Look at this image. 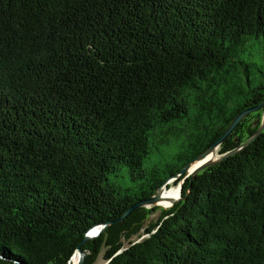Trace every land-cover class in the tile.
I'll return each mask as SVG.
<instances>
[{
    "label": "trees",
    "instance_id": "16d2710c",
    "mask_svg": "<svg viewBox=\"0 0 264 264\" xmlns=\"http://www.w3.org/2000/svg\"><path fill=\"white\" fill-rule=\"evenodd\" d=\"M263 101L264 0H0V264H264V131L118 221Z\"/></svg>",
    "mask_w": 264,
    "mask_h": 264
},
{
    "label": "water",
    "instance_id": "95a60500",
    "mask_svg": "<svg viewBox=\"0 0 264 264\" xmlns=\"http://www.w3.org/2000/svg\"><path fill=\"white\" fill-rule=\"evenodd\" d=\"M262 111V120L260 122V126L256 131V134L252 135L241 147H237L236 149L226 153V154H222L219 155L220 157L215 160V161H209V160H205V158L210 155L212 153V151L216 148V147H220V145L226 141V139L230 136L231 133H233V131L235 130V128L237 127L238 124H240L242 122L243 119H245L249 114L251 113H256ZM263 128H264V101L260 104L257 105L255 108H248L245 109L244 111H242L240 114H237V116L232 120L231 124L229 125V127L227 128V130L225 131V133H222V135L220 136L219 139H217V141L212 145V146H208L203 152H201L196 158H194L193 160H190L180 171L178 174L174 175L173 177L167 179V181L163 184L166 185L170 180L175 179L178 176H181L183 174H185L184 179L186 177H189L190 179H192L193 177H195V175H197L199 172H201L202 170H204L206 167H211L213 165H215L216 163L227 159L229 156L233 155L235 152L241 150L242 148H245L252 139H255L259 134H261L263 132ZM199 161H203L201 164H199L195 170H193L190 174H187L188 169L190 167V165L193 162H199ZM162 186V187H163ZM160 187V188H162ZM180 187L182 188V186L180 185ZM158 188V190L160 189ZM180 188V191H181ZM156 191L155 195L152 196L151 198L147 199V200H142L139 201L137 203H135L132 207H130L124 215L120 216V218L118 219V221H123L128 215H130V213L136 208H140V207H153L156 206V202H158V196H157V192ZM179 201L181 200V196L178 199ZM105 227H107V223L105 224H101L98 225L94 228H97V230L95 231L94 234H89L90 230L93 228H90L87 233L85 234L84 240L83 242H81V245H83L85 242H87L90 239H94L96 237H98L100 235V233L102 232L103 229H105ZM80 245V246H81ZM77 247L73 253L72 256H74L75 252H77L79 254V258H78V263L77 264H83L84 262V257H85V253L82 252L81 248ZM71 256V257H72ZM70 257V259H71ZM70 261V260H69Z\"/></svg>",
    "mask_w": 264,
    "mask_h": 264
},
{
    "label": "bare ground",
    "instance_id": "6f19581e",
    "mask_svg": "<svg viewBox=\"0 0 264 264\" xmlns=\"http://www.w3.org/2000/svg\"><path fill=\"white\" fill-rule=\"evenodd\" d=\"M218 154V147H216L210 155H208L204 161L209 160V161H215L219 158ZM203 161L199 162H193L189 169L187 174H190L195 168L201 164ZM171 181V180H170ZM169 181V182H170ZM180 188L179 185H174V186H169L168 183L164 185L162 188H160L157 192L158 196V202H156V206L162 207L164 209L170 208L174 203H176L179 199L180 195ZM97 228H93L90 230L89 234H94ZM79 254L75 252L74 256L71 257L69 264H77L78 263V258Z\"/></svg>",
    "mask_w": 264,
    "mask_h": 264
},
{
    "label": "rangeland",
    "instance_id": "374dc122",
    "mask_svg": "<svg viewBox=\"0 0 264 264\" xmlns=\"http://www.w3.org/2000/svg\"><path fill=\"white\" fill-rule=\"evenodd\" d=\"M263 131H264V128H263ZM178 177H176L175 179H172L170 182H168V185L169 186H174V185H179V187H180V185H182V182L181 183H178L177 184V182H176V179H177ZM158 207V206H157ZM160 209H162V210H166V209H164V208H162V207H159ZM159 214H160V211H157V212H155L154 214H152L151 216H149L148 217V220H147V223H150V224H152V223H154V222H156V220H157V217L159 216ZM141 238H142V236H139V237H132V239H131V241H139V240H141ZM128 244V242H126V244L125 245H127ZM102 254L100 255V257H98V259H97V261H96V263L95 264H103V259H102Z\"/></svg>",
    "mask_w": 264,
    "mask_h": 264
}]
</instances>
